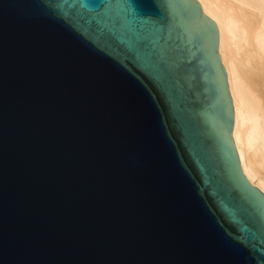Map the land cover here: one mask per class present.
Masks as SVG:
<instances>
[{"label":"water","instance_id":"obj_1","mask_svg":"<svg viewBox=\"0 0 264 264\" xmlns=\"http://www.w3.org/2000/svg\"><path fill=\"white\" fill-rule=\"evenodd\" d=\"M193 0H0V264H264Z\"/></svg>","mask_w":264,"mask_h":264},{"label":"bare ground","instance_id":"obj_2","mask_svg":"<svg viewBox=\"0 0 264 264\" xmlns=\"http://www.w3.org/2000/svg\"><path fill=\"white\" fill-rule=\"evenodd\" d=\"M193 1L215 26L232 106L229 141L242 174L264 194V0Z\"/></svg>","mask_w":264,"mask_h":264}]
</instances>
